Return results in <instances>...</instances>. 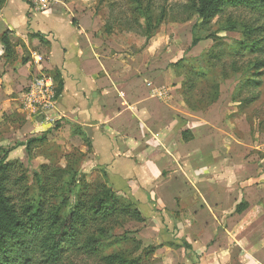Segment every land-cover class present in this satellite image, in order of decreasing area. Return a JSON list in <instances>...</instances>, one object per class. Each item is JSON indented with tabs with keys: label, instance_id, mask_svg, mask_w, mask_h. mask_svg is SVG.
Listing matches in <instances>:
<instances>
[{
	"label": "crops",
	"instance_id": "1",
	"mask_svg": "<svg viewBox=\"0 0 264 264\" xmlns=\"http://www.w3.org/2000/svg\"><path fill=\"white\" fill-rule=\"evenodd\" d=\"M92 1L60 0L45 12L0 2L10 45L8 59L0 47V116L22 112L35 73L55 77V107L25 124L79 152L85 173L105 175L133 204L142 217L130 222L134 237L154 248L153 264H264V141L247 130L242 141L225 139L211 109L200 117L182 108L181 77L147 50L128 55L106 40ZM148 83L169 98H153Z\"/></svg>",
	"mask_w": 264,
	"mask_h": 264
},
{
	"label": "rangeland",
	"instance_id": "2",
	"mask_svg": "<svg viewBox=\"0 0 264 264\" xmlns=\"http://www.w3.org/2000/svg\"><path fill=\"white\" fill-rule=\"evenodd\" d=\"M140 1L143 11L147 13L148 10L153 26L162 17V23L152 31V38L149 40L148 33L143 28V20L137 19L134 14L133 0L92 1L101 17L105 39L122 47L123 53L128 55H139L147 50L152 61L163 62V66H167L175 78L177 76L183 80L190 68L204 72L205 79H195L194 89L188 96L189 103L197 110V116H205L211 109L208 114H212V119L219 123L213 131L222 128L219 131L226 132L225 139L231 136L242 141L245 136L243 133L247 130L246 137H250L253 143L264 141V66L261 70L263 75L260 76L261 87L256 91H239L244 78L249 76L250 69L257 63L264 64V43L260 45L261 52L253 54L248 48L244 51L243 58H231L227 55L228 47L232 46L233 41L240 40L241 35L221 31L230 26L247 32L248 40L264 37V32L260 36V31H264V8L260 11L242 7L226 8L206 25L191 7L192 2L199 0ZM192 30L202 40L195 47H191ZM214 34L223 38L219 42L222 45L215 50L224 51L217 61L208 60L213 51L210 49L213 43L207 38ZM211 75L216 85L208 80ZM216 94H219L218 100L210 105ZM255 96L258 98L250 101ZM176 99L179 101V97ZM20 110V114L0 116V148L18 149L20 144H25L30 139L42 138L40 132L36 134V130L25 124L29 113L22 108ZM39 119L40 114L31 115L33 123L39 122ZM182 124L183 121L180 126ZM18 150L20 152L9 156L8 162L11 165L6 171L9 178L4 184L11 204L18 211L27 206L41 205L49 212L65 218L74 211L79 201L88 207L91 202L104 195L103 191H99L101 186L109 185L108 178L84 172L85 163L79 152H65L62 146L56 145L45 135L40 142L31 145L30 157L26 155L24 147ZM117 196L127 204L125 197ZM118 225L117 219L91 220L83 228L77 244L62 247L57 259L53 261L45 257V242L41 243L45 238H39L42 250H33L32 264H107L103 259L110 255L136 260L138 264H153L150 248L142 251V246L134 241L135 226L132 223L124 227ZM92 240L99 242V249L97 253H86L82 246L85 241Z\"/></svg>",
	"mask_w": 264,
	"mask_h": 264
},
{
	"label": "trees",
	"instance_id": "3",
	"mask_svg": "<svg viewBox=\"0 0 264 264\" xmlns=\"http://www.w3.org/2000/svg\"><path fill=\"white\" fill-rule=\"evenodd\" d=\"M3 0H0L2 2ZM134 2V14L137 19L143 20V28L145 33H148L147 39L152 38V31L162 23V17L160 16L156 24H152V18L147 10V13L143 11L140 0H133ZM191 7L196 10L197 17L208 25L210 22L219 16V14L226 8H246L250 10H263L264 0H199L194 1ZM221 31H232L241 35L240 40L232 42V46L228 47L227 55L231 58L237 59L243 58L244 51L249 48L250 53L256 54L261 52L264 43V37L257 40H248L247 32L243 29H237L236 27L227 26V28ZM256 31V30H255ZM264 31H260V36ZM144 33V34H145ZM212 40V49L210 52L211 57L208 60L217 61L223 56V52H215L222 44L223 38L210 36L207 38ZM201 38L197 37L192 30L191 47H195ZM0 43L3 47L5 57L8 59L10 56V45L7 38V33H3L0 36ZM208 60L206 61L208 63ZM264 64L257 63L249 72V78L245 77L242 84L239 87V91L247 89L258 90L262 81L260 76L263 75L261 70ZM188 74L183 78L181 87V96L185 106L192 112H197L195 108L188 101L189 93L193 91L195 81L198 78L205 79L206 74L204 72L197 71V69L190 68L187 70ZM56 85V96H58L59 84L55 77L51 76ZM211 78H208L210 83H214ZM196 79V80H195ZM214 85H216L214 83ZM211 95V94H210ZM218 95H213V101L211 104L216 103ZM258 96L253 97L250 101L257 99ZM240 105V104H239ZM199 112V111H198ZM44 137V136H43ZM30 139L25 144H20L25 148L26 154L30 157V147L36 142H40L42 139ZM13 148L4 149L0 148V264H32L33 263V250H42L40 248L39 238H45L41 243L45 242L44 254L47 259L51 261L57 259L59 251L62 247L73 246L77 244L79 237L83 233V228L89 225L90 221H106L117 219L119 227H124L130 222L140 223L142 217L140 212L132 206L130 202L127 204L120 201L117 194L109 187V185H102L99 191H103L104 195L95 199L85 207L82 202H78L74 211L65 218H61L57 213H51L44 209V206H27L21 211L15 209L11 204L10 198L7 196V189L5 181L9 178L7 175V168L11 165L8 162L9 153ZM102 178L107 177L102 174ZM66 205V201L63 200ZM245 204H241L237 207L236 212L239 213L244 209ZM135 243L141 246V243L134 240ZM99 242L85 241L84 250L90 253H97L99 249ZM150 248V249H149ZM149 249L153 254L154 248L146 247L142 251ZM139 259V258H138ZM103 260L107 264H138L136 260H130L118 255H110Z\"/></svg>",
	"mask_w": 264,
	"mask_h": 264
},
{
	"label": "built area",
	"instance_id": "4",
	"mask_svg": "<svg viewBox=\"0 0 264 264\" xmlns=\"http://www.w3.org/2000/svg\"><path fill=\"white\" fill-rule=\"evenodd\" d=\"M27 1L39 12H45L52 6L60 3V0ZM32 61L36 65H40L43 62V57L40 54H33ZM146 86L147 88H151L153 98L159 100L169 98V93L166 90H155L150 83ZM55 88L56 85L52 77L44 73L42 70L38 71L34 74L21 95L20 106L22 110L30 115L48 113L55 107L57 101Z\"/></svg>",
	"mask_w": 264,
	"mask_h": 264
}]
</instances>
